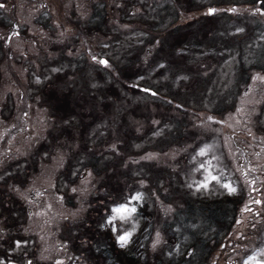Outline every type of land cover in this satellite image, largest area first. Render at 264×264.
<instances>
[{
  "label": "rangeland",
  "instance_id": "obj_1",
  "mask_svg": "<svg viewBox=\"0 0 264 264\" xmlns=\"http://www.w3.org/2000/svg\"><path fill=\"white\" fill-rule=\"evenodd\" d=\"M246 262L264 0H0V264Z\"/></svg>",
  "mask_w": 264,
  "mask_h": 264
},
{
  "label": "snow or ice",
  "instance_id": "obj_2",
  "mask_svg": "<svg viewBox=\"0 0 264 264\" xmlns=\"http://www.w3.org/2000/svg\"><path fill=\"white\" fill-rule=\"evenodd\" d=\"M212 179H216V177H211ZM225 187H228V185H225ZM231 191H234V189H230ZM138 198V197H137ZM114 211H116L117 213H121V212H127L129 211V209L126 208V206H121L120 208L114 209ZM131 211H134V209H131ZM121 242H126V237L125 236H121L118 238ZM249 260H255V257H250ZM246 264H248V262H246Z\"/></svg>",
  "mask_w": 264,
  "mask_h": 264
}]
</instances>
